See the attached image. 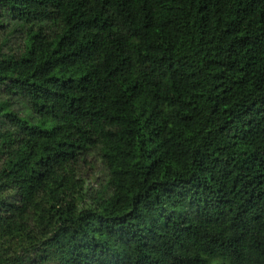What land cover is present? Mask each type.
Masks as SVG:
<instances>
[{"label":"trees","instance_id":"trees-1","mask_svg":"<svg viewBox=\"0 0 264 264\" xmlns=\"http://www.w3.org/2000/svg\"><path fill=\"white\" fill-rule=\"evenodd\" d=\"M0 264H264V0H0Z\"/></svg>","mask_w":264,"mask_h":264},{"label":"rangeland","instance_id":"rangeland-1","mask_svg":"<svg viewBox=\"0 0 264 264\" xmlns=\"http://www.w3.org/2000/svg\"><path fill=\"white\" fill-rule=\"evenodd\" d=\"M91 176H92V178L94 177L93 174H91ZM96 177L102 178V177H104V173L102 172V174H101L100 172H98V174L94 178H96Z\"/></svg>","mask_w":264,"mask_h":264}]
</instances>
